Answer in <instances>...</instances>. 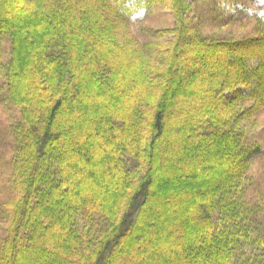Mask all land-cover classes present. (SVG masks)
I'll return each instance as SVG.
<instances>
[{
  "label": "trees",
  "instance_id": "trees-1",
  "mask_svg": "<svg viewBox=\"0 0 264 264\" xmlns=\"http://www.w3.org/2000/svg\"><path fill=\"white\" fill-rule=\"evenodd\" d=\"M166 2L172 40L134 31ZM193 14L0 0V264H264L261 144L244 124L264 110V11L241 40Z\"/></svg>",
  "mask_w": 264,
  "mask_h": 264
},
{
  "label": "rangeland",
  "instance_id": "rangeland-1",
  "mask_svg": "<svg viewBox=\"0 0 264 264\" xmlns=\"http://www.w3.org/2000/svg\"><path fill=\"white\" fill-rule=\"evenodd\" d=\"M193 1V22L205 36L214 39L241 40L254 35L257 18L264 11V0H191ZM134 31L143 38L145 31L164 29L163 41L173 38L171 29L175 28V16L166 2L148 13L138 14ZM168 31V32H167ZM230 54H228L229 58ZM7 112L0 108V165L5 159L9 146L6 132ZM249 138L260 142L261 152L253 161L250 173L264 184V110L253 119L245 121Z\"/></svg>",
  "mask_w": 264,
  "mask_h": 264
}]
</instances>
